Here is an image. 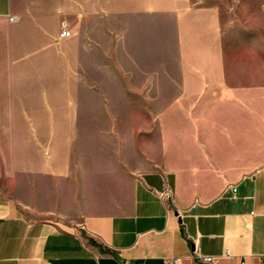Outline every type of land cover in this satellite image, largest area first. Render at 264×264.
I'll use <instances>...</instances> for the list:
<instances>
[{"label":"crops","instance_id":"crops-1","mask_svg":"<svg viewBox=\"0 0 264 264\" xmlns=\"http://www.w3.org/2000/svg\"><path fill=\"white\" fill-rule=\"evenodd\" d=\"M252 1L259 41L229 44L226 8L206 2L0 0V264H203L195 245L264 264V0ZM64 23L74 34L60 39ZM164 32L174 110L158 166L74 160L67 110L100 89L144 97L132 75L163 73Z\"/></svg>","mask_w":264,"mask_h":264},{"label":"rangeland","instance_id":"rangeland-1","mask_svg":"<svg viewBox=\"0 0 264 264\" xmlns=\"http://www.w3.org/2000/svg\"><path fill=\"white\" fill-rule=\"evenodd\" d=\"M195 1L226 8L229 44L259 41L257 31L251 27L253 19L243 18L247 10H256L257 5L252 0ZM173 45L170 35L164 32L163 73L151 76L156 82L140 83L135 81L137 76L132 75V90L144 97L105 98L102 96L112 93L100 89V97L92 100V106L75 104L74 110H67V121L73 123L69 131L74 160L92 161L100 172L119 167L140 171L158 166L153 159L156 144L160 145L162 135L167 133L162 129L170 122V113L174 110L170 83Z\"/></svg>","mask_w":264,"mask_h":264},{"label":"built area","instance_id":"built-area-1","mask_svg":"<svg viewBox=\"0 0 264 264\" xmlns=\"http://www.w3.org/2000/svg\"><path fill=\"white\" fill-rule=\"evenodd\" d=\"M10 20H14V17H10ZM68 25L69 24H67V23H64L63 25H61L62 27H61L59 35H58L60 39L69 38L74 34L72 28ZM192 255L195 258H197L199 262H201L203 264H219L221 257L222 256H230V252L226 251L222 255H213V254H205L204 255L203 253L200 252L198 246L195 245V248L193 249ZM163 260H164V264H181V261H182L180 256H171V257H167Z\"/></svg>","mask_w":264,"mask_h":264}]
</instances>
